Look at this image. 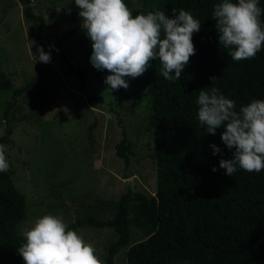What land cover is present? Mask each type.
I'll list each match as a JSON object with an SVG mask.
<instances>
[{
  "label": "trees",
  "instance_id": "obj_1",
  "mask_svg": "<svg viewBox=\"0 0 264 264\" xmlns=\"http://www.w3.org/2000/svg\"><path fill=\"white\" fill-rule=\"evenodd\" d=\"M19 1L23 4L24 17L37 22L38 49L43 46L45 52H50L51 61L61 57L68 72L78 79V90L86 93L87 102L102 104L101 95L87 93L88 69L74 66L71 56L63 49L70 35L84 30L81 25L65 32L57 46L50 47L45 17L34 11L33 0ZM221 2L142 0L139 8H133L132 0H125L134 16L159 10L174 17L172 8L177 12L190 11L200 20L201 30L193 35L196 52L179 80H166L160 72L159 60H153L151 67L138 77L147 87L137 97L142 100L145 96L150 109L144 130L153 135L155 195L147 196L129 187L114 201L112 217L102 218L87 212L68 226L74 230L83 226L113 228L116 239L106 248L107 264H115V256L123 248H127L126 264H264V170L250 173L237 168L233 176L226 175V170L219 168L221 154L213 155L210 147L215 143L222 149L223 158H232V151L221 140L224 128H218L215 135L208 134L207 126L198 121L196 101L201 89L218 88L235 102L236 111L254 99H264V47L252 59L239 62L231 59L228 49L219 45L216 20L212 18L214 6ZM259 6L264 9V0H259ZM54 17L57 19L58 14ZM260 20L264 24V13ZM78 49L90 61L92 46L86 34L80 38ZM38 55L37 50V58ZM213 76L217 77L214 83L210 79ZM36 83L33 78L13 91V99L4 110L5 118L16 106L18 95ZM112 112L122 127L116 153L127 167L133 142L119 112ZM93 129L90 126L89 142L94 150ZM10 134L8 128L0 137V146L10 143ZM214 166L218 168L215 172ZM12 175L11 170L0 172V264H24L18 253L24 242L19 224L27 217V199ZM132 226L144 235L143 239L132 241Z\"/></svg>",
  "mask_w": 264,
  "mask_h": 264
},
{
  "label": "rangeland",
  "instance_id": "obj_2",
  "mask_svg": "<svg viewBox=\"0 0 264 264\" xmlns=\"http://www.w3.org/2000/svg\"><path fill=\"white\" fill-rule=\"evenodd\" d=\"M141 2L132 0L133 8H139ZM33 7L46 19L50 47H56L65 32L82 23L75 0H33ZM85 34L82 30L70 35L63 49L74 66L88 69L87 93L101 95L102 104L87 102L86 93L78 90V79L68 72L61 57L49 63L36 59L37 22L24 17L19 0H0V137L11 128V141L3 147L13 180L27 199L21 233L47 214L61 217L67 226L87 212L110 218L114 201L129 187L147 196L157 190L153 135L144 130L149 104L145 96L142 100L137 97L147 87L139 78H127V89H107L108 71L94 68L78 49ZM33 78L36 85L18 95L16 106L5 118L13 91ZM112 110L119 112L133 142L127 167L116 153L122 127ZM90 126L94 128V150L89 142ZM76 231L94 246L102 264H107L106 248L116 239L114 229L83 226ZM132 231L133 242L144 238L135 226ZM126 249L117 253L115 264H126Z\"/></svg>",
  "mask_w": 264,
  "mask_h": 264
},
{
  "label": "clouds",
  "instance_id": "obj_3",
  "mask_svg": "<svg viewBox=\"0 0 264 264\" xmlns=\"http://www.w3.org/2000/svg\"><path fill=\"white\" fill-rule=\"evenodd\" d=\"M82 18L81 27L91 40L90 62L100 71L107 70L104 83L112 92L127 89V78L142 76L153 60H159L160 72L172 82L179 80L196 49L193 35L201 22L190 11L172 8L174 17L163 11L133 15L125 0H75ZM264 9L259 0H222L214 6L212 18L219 34V45L228 49L233 61L252 59L264 47ZM38 59L51 61L43 46ZM36 57V56H35ZM37 59V57H36ZM217 77L210 79L213 81ZM196 103L198 121L215 135L223 127L221 140L232 151L225 159L222 149L212 143L213 155L221 154L219 168L233 176L237 168L247 172L264 170V99H254L239 111L235 102L216 87L199 91ZM6 150L0 146V172L9 170ZM213 167L212 171H217ZM18 247L24 264H102L95 248L59 216L47 214L35 220L23 233Z\"/></svg>",
  "mask_w": 264,
  "mask_h": 264
}]
</instances>
